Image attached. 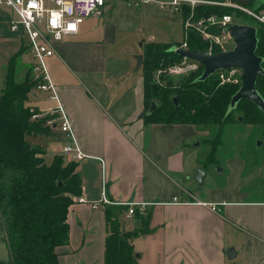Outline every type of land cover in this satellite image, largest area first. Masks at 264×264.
<instances>
[{
  "label": "crops",
  "instance_id": "1",
  "mask_svg": "<svg viewBox=\"0 0 264 264\" xmlns=\"http://www.w3.org/2000/svg\"><path fill=\"white\" fill-rule=\"evenodd\" d=\"M221 2L245 7L248 0ZM0 13L6 20L7 13ZM178 22L179 17L154 3L115 0L85 18L75 34L53 43L47 71L84 154L80 160H70L76 162L81 181L78 197L83 201L76 197L67 209V239L55 248L57 264H103L106 204L125 206L118 216L124 231L145 223V231L130 240L136 264H264V166L247 172L241 153H233L224 158L226 169L219 171H225L226 182L203 189L207 171L204 162L199 166L198 153L189 141L199 131L190 124L144 120L142 70L136 71L141 65L135 69V54L142 55L146 43H180L183 34L181 41L172 39ZM3 24L4 34L22 40L18 55L26 51L19 33ZM56 104L47 92L34 88L24 101V106L53 121L47 135L28 134L24 139L32 145L36 143L30 138L49 139L52 156L61 155L66 141L58 129ZM42 151L47 165L50 161H45ZM197 169L206 172L201 183L194 180ZM255 180L261 181L256 189L251 186ZM130 203L137 206L132 214L127 213ZM1 215L0 242L6 257H0V263L6 264ZM227 250H231L229 258Z\"/></svg>",
  "mask_w": 264,
  "mask_h": 264
},
{
  "label": "trees",
  "instance_id": "2",
  "mask_svg": "<svg viewBox=\"0 0 264 264\" xmlns=\"http://www.w3.org/2000/svg\"><path fill=\"white\" fill-rule=\"evenodd\" d=\"M245 7L264 14V3L257 0H248ZM210 14L245 16L239 10L219 5L197 8L196 16ZM252 22L255 24V54L261 58L260 65L264 70V25ZM170 46L154 43L142 46L143 112L150 102L155 103L153 111L143 115L144 120L190 124L206 131L220 130L232 124L249 125L262 139L264 160V114L247 98L228 107L239 82L219 84L215 72L199 80L202 71L199 63L186 76L166 78L163 86L152 81L156 68L180 59ZM186 46L201 52L205 50L204 41L193 30L188 32ZM17 55L18 52L7 60L0 88V205L5 200L7 213L1 228L9 256L6 264H57L55 248L66 242V213L73 199L80 195L81 181L75 171L76 162L54 155L46 165L41 157L42 148L24 139L28 134L47 135L50 126L45 121L50 117L31 119V115L39 111L24 106L35 81L29 69L21 81L15 79ZM254 88L264 102V74L255 78ZM218 134L210 142L206 141L211 148L203 165L213 161L214 149L220 142ZM124 209L125 206H103L106 226L103 264H136L130 240L145 231V223L137 230H122L118 216ZM0 212L2 214L1 207Z\"/></svg>",
  "mask_w": 264,
  "mask_h": 264
},
{
  "label": "built area",
  "instance_id": "3",
  "mask_svg": "<svg viewBox=\"0 0 264 264\" xmlns=\"http://www.w3.org/2000/svg\"><path fill=\"white\" fill-rule=\"evenodd\" d=\"M113 1L115 0H0V11L7 13L5 23L8 30L19 33L31 54L33 63L30 65V74L35 81L33 88L47 92L48 98L57 103L55 111L57 112L58 129L66 138L60 148V154L68 160H80L84 154L77 146L67 116L57 101L54 86L47 71L46 58L54 54L53 43L55 41L60 40L63 36L75 34L85 18L92 14H98L104 5ZM121 1L132 5L154 3L161 9L177 15L182 25L183 39L180 43L171 45L169 47L171 51L179 48L187 49L186 39L190 30H193L204 41L205 50L203 52L209 55L226 51L233 46L226 28L233 23H240L237 21L240 16L234 14L196 16L197 8L201 5H219L236 9L251 21L264 25L263 13L228 2L211 0ZM197 65V61L180 56L179 60L157 68L155 75L157 78L162 73H189L194 71ZM240 72V69L236 67L215 70L219 84L240 82ZM41 116V112L33 113L31 119L35 120ZM52 122V120H47L46 124L50 125ZM76 201L81 202L83 199L77 197ZM103 201L108 203L105 199ZM91 206L94 208L95 204ZM127 207V213L132 214L137 206L130 203ZM211 207L213 208V205Z\"/></svg>",
  "mask_w": 264,
  "mask_h": 264
},
{
  "label": "rangeland",
  "instance_id": "4",
  "mask_svg": "<svg viewBox=\"0 0 264 264\" xmlns=\"http://www.w3.org/2000/svg\"><path fill=\"white\" fill-rule=\"evenodd\" d=\"M219 1V0H215ZM222 1V0H220ZM175 18H177V15H174ZM5 18L3 17V13H0V31H2L3 34L0 33V88L2 86V78L3 73L5 71L6 63L9 57H11L14 53L18 52L20 37L14 38L13 35L4 34L6 30V26L3 24L5 21ZM240 23L252 25L255 26L254 23H252L251 19H249L246 16H240V18L237 19ZM172 39L180 40L182 39V25L180 22L176 23L174 25L173 31H172ZM18 36V34H16ZM169 40H171V36L169 37ZM181 41V40H180ZM138 46H135L134 49L137 51ZM135 55H138L135 54ZM134 55V56H135ZM33 63V60L31 58V54L28 50L22 51L19 53V55L16 57V76L15 79L18 81H21L23 79V76L25 72L27 71V68ZM26 67V68H25ZM159 68V67H158ZM154 70L152 74V81L158 85L163 86L166 78H172V77H178V76H186L188 73L183 74H173V73H162L156 78L155 71ZM136 71L141 72V68H138ZM29 100V99H28ZM203 129V130H202ZM198 129L195 128V130H198V137L195 136L193 138H190L189 141L192 143V146L194 150L198 153L199 156V166H202V162L204 161V158L207 156V153H209L211 145L210 143L204 144V140L209 141L212 140L215 136V134L219 133L218 139H219V145L216 146L214 149V156L213 161L209 166L207 165L205 168V171H207L206 177L204 178V182L202 184L203 189H216L217 187H220L221 185L226 182V173L219 172V170L226 169V163L225 157L233 155V153L238 154L241 153L240 157L244 159V166L246 167L247 172L252 170V167L257 166H264L262 164L263 161V150L261 147L262 139L257 135L256 132H254L253 129L249 125H238V124H232L229 126H225L222 129L213 128L211 131L202 128ZM49 139L45 138H30V141L33 143H36V145L40 146L45 152V161H51L52 154L50 153L51 145L53 144L52 141L48 142ZM256 141H259L260 144L256 146ZM198 142V144H197ZM197 144V145H196ZM192 148V147H191ZM50 163V162H49ZM202 164V165H201ZM251 168V169H250ZM261 181H253L251 183V186L255 189L260 186ZM0 207L2 208V218L4 219L5 214L7 213V208L5 206V200L1 202ZM134 218L126 219L125 223H130L133 221ZM1 230V229H0ZM1 234V231H0ZM136 254V253H135ZM0 257L5 259L6 253L5 249L0 242ZM2 259V260H3Z\"/></svg>",
  "mask_w": 264,
  "mask_h": 264
},
{
  "label": "water",
  "instance_id": "5",
  "mask_svg": "<svg viewBox=\"0 0 264 264\" xmlns=\"http://www.w3.org/2000/svg\"><path fill=\"white\" fill-rule=\"evenodd\" d=\"M258 3H264V0H257ZM228 34L232 40L233 46L223 52L215 54H207L205 52L192 50V49H176L174 52L188 59L197 61L202 65V71L199 80H204L207 76L211 75L217 69H226L229 67H236L240 69L239 86L234 94L230 97L229 108L241 98H247L253 102L259 110L264 114V102L254 88V81L258 75L264 74L260 63L261 58L255 54L256 36L254 26L233 23L227 28ZM170 49V48H169ZM171 50V49H170ZM142 62V55L135 56V69H137ZM173 103L176 105V99L173 98ZM155 108V103L150 102L148 108L143 115H149ZM141 116V115H140ZM240 118L238 117V120ZM260 144L256 141V146ZM220 171V170H219ZM204 171L201 169L196 170L194 180L201 183L204 178ZM231 250L226 251V256L229 258ZM135 256H137L135 254Z\"/></svg>",
  "mask_w": 264,
  "mask_h": 264
},
{
  "label": "flooded vegetation",
  "instance_id": "6",
  "mask_svg": "<svg viewBox=\"0 0 264 264\" xmlns=\"http://www.w3.org/2000/svg\"><path fill=\"white\" fill-rule=\"evenodd\" d=\"M204 144H208V143L206 142V140H204ZM204 161H205V160H204ZM204 161H203V162H204ZM263 161H264V160H263ZM203 162H202V163H203ZM262 164H264V162H263ZM204 167H206V165H204Z\"/></svg>",
  "mask_w": 264,
  "mask_h": 264
}]
</instances>
